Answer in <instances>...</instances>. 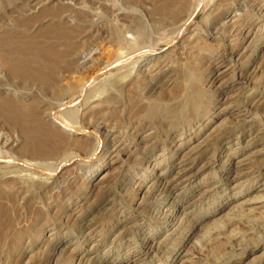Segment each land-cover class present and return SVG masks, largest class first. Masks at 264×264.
<instances>
[{
    "label": "rangeland",
    "instance_id": "374dc122",
    "mask_svg": "<svg viewBox=\"0 0 264 264\" xmlns=\"http://www.w3.org/2000/svg\"><path fill=\"white\" fill-rule=\"evenodd\" d=\"M23 42L60 62L12 86L0 59V97L47 128L27 147L0 110V154L47 165L0 159V264H264V0H0Z\"/></svg>",
    "mask_w": 264,
    "mask_h": 264
},
{
    "label": "bare ground",
    "instance_id": "6f19581e",
    "mask_svg": "<svg viewBox=\"0 0 264 264\" xmlns=\"http://www.w3.org/2000/svg\"><path fill=\"white\" fill-rule=\"evenodd\" d=\"M190 19H191V16H189L186 19V22L183 21L184 24H186ZM185 27L180 31L181 33L184 31ZM150 52L152 51L151 50L141 51L137 53L138 57L134 59H132L130 56H127V55L123 56V58L117 59L116 62H112V66H114L113 63H116L115 64L116 66L120 65V67L117 70H120L126 66L128 67V65L132 63L135 64V63H138L139 61L145 60L148 55L146 57L144 56L146 54H149ZM56 53L57 52H55V50L51 49L50 47H43L41 45H36V44L34 45L30 43L28 44L25 42L20 43V44H15V43L1 44L0 43V59L3 58L5 61V64L4 65L2 64L1 66L4 67V70H6L5 72H7L6 73L7 80H10V83L12 86L14 85V82L17 83L20 81L21 82L24 81V83H30V82L32 83V81L46 83L45 80L47 78L49 81L52 80L56 75L55 74L56 69L57 67H59L58 65L60 62L58 53L57 54ZM124 59H126L127 61L125 63L122 62L123 64L121 65V61L122 60L124 61ZM109 67H110V63H109L108 68ZM99 75L100 73L90 80L81 81L77 89L72 91L70 95L68 94L69 95L68 101L72 103L76 99H80L82 96V93L86 89L93 86V84H96L95 80L97 79ZM8 89H10V87H8ZM11 94H13V92ZM61 105L64 108V106H67L68 104L61 103ZM0 110L5 111L8 115H12L13 113L15 115L16 114L19 115V116L17 115V117L18 118L20 117L18 120L22 128L23 136H25L26 138L27 145H28L27 147H29V145L31 144H36L39 141L41 142L44 141V132H46L47 128L46 126L41 124L42 122L40 123L38 119L39 117H37L35 110L24 109V107H21L20 105H18L17 99H15L14 97H8V96L4 98L0 97ZM68 113L70 114L69 110H63L60 113H54L52 117L53 121L56 124H58V126L63 131H66L69 134H73V135L76 133H79V132L82 133L83 131H85L86 134L84 135L86 137H91L93 135H96L94 134L93 130H90L89 128H83L82 126H80L77 122H75L76 120L74 121L72 116L68 115ZM38 146L39 145L37 144V147ZM97 147H99V145ZM28 150L30 149L27 148L26 153H29ZM95 151L96 149L94 150V152ZM6 155L0 154V159L2 160L5 159V162H8V164L18 163L33 171L43 170V167H45L46 165L45 161L43 162L34 161V160L24 159L22 157L16 158V157L6 156ZM68 161L65 160L64 163H68Z\"/></svg>",
    "mask_w": 264,
    "mask_h": 264
}]
</instances>
